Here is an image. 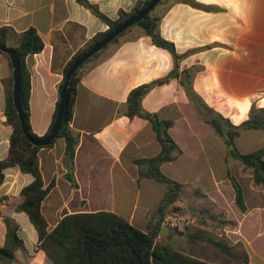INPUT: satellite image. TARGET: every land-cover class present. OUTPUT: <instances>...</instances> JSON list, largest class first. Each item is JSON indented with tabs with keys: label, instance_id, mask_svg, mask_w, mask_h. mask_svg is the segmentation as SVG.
<instances>
[{
	"label": "crops",
	"instance_id": "crops-1",
	"mask_svg": "<svg viewBox=\"0 0 264 264\" xmlns=\"http://www.w3.org/2000/svg\"><path fill=\"white\" fill-rule=\"evenodd\" d=\"M87 1L107 18L115 19L118 11L131 10L137 0ZM194 1L201 6L171 0L159 22V33L173 43L177 59L134 26L83 68L70 122L79 132L73 168L76 186L66 178L61 138L38 151L44 185L55 180L41 204L48 230L66 214L97 211L116 213L145 230L147 215L160 201L165 187L150 178H138V167L131 159L153 156L161 146L147 119L125 115V102L132 88L173 70L179 76L153 86L141 101L146 111L173 122L168 131L182 151L174 160L162 163L160 169L185 185V190H195L198 182H207L202 187L205 194L216 189L221 194H233L228 178H222L217 170L221 149L209 138L216 132L199 117L193 96L179 78L188 71L194 94L234 125L247 118L252 103L264 106V0ZM3 26L17 33L33 27L43 41V49L26 58L31 85L29 123L31 130L42 136L51 123L65 63L108 25L80 0H0ZM10 81L12 84L10 60L0 53V159L7 156L12 132L4 112ZM204 138L211 151L208 159ZM202 160L209 163L208 171ZM3 173L0 246L5 241L4 219L9 218L23 239V248L15 252L12 264H46L33 224L24 212L15 209L21 189L33 177L18 166L7 167ZM159 190L162 193L157 196ZM261 211L264 214L260 206L247 207L232 231L235 237L231 240H242L246 245L248 264H264V225L256 231L253 225L255 216H264ZM168 232L162 228L163 235Z\"/></svg>",
	"mask_w": 264,
	"mask_h": 264
},
{
	"label": "trees",
	"instance_id": "trees-1",
	"mask_svg": "<svg viewBox=\"0 0 264 264\" xmlns=\"http://www.w3.org/2000/svg\"><path fill=\"white\" fill-rule=\"evenodd\" d=\"M149 1L137 0L131 10H120L115 19H109L87 0H80L84 6L101 18L108 25V28L93 35L67 60L62 69L63 75L80 54L103 39L116 26L143 9ZM173 1L188 3L192 6H201L194 0ZM170 2L171 0H160L155 8L147 13L143 19L127 28L109 44L116 43L122 35L132 27L137 26L151 37L153 44L167 49L173 58L177 59L179 56L173 43L162 38L159 33L160 19L169 7ZM10 41L12 42L11 44H9ZM0 43L15 50L20 68V99L26 128L32 138L42 139L48 134L54 122L59 103V92L64 77L58 86V99L51 123L45 134L38 136L31 130L29 123L28 100L31 85L26 58L31 54L40 52L43 49V41L33 27L17 33L12 28L3 26L0 27ZM103 49L88 58L71 75L59 130L50 144L44 146H52L59 138L63 140V160L67 167L66 178L74 187L76 183L73 168L76 147L79 142V132L70 127V122L74 112L77 85L83 68ZM0 53H3L9 59L6 53L1 51ZM183 75V78H179L180 83L186 92L191 97L193 96V103L199 117L208 123L222 138L226 147L227 159L237 160L242 164L243 168L250 169L253 184L261 186L264 192V145L244 152L240 151L236 145V139L242 130L264 131V106L261 107L252 103L248 110L247 118L238 125H234L228 118L209 108L197 94H194L191 82L188 79V71H185ZM172 76L177 77L179 73L173 70L165 77L132 88L125 102V115L147 119L161 146L159 152L153 156L131 159V162L138 167V178L147 177L163 184L165 187V192L160 201L147 215L145 230L137 228L123 216L108 211L66 214L62 216L51 230L47 229V222L42 214L41 204L47 193L55 185V180L52 179L47 185L43 183L38 159V151L42 147L32 144L24 137L12 102V84L10 81L6 90L4 112L7 123L12 127V132L9 138L7 156L4 159H0V184L4 178L3 170L10 166H18L21 172L29 173L33 177L32 181L21 189V200L15 209L27 215L37 232L38 248L45 253L47 259L53 264H217L205 260L202 256L182 251L168 242L156 240L158 235L162 234V219L169 211L176 208L174 205L180 203L182 191L185 190V185L164 174L160 166L164 162L177 158L182 151L168 131L173 122L169 119L159 118L156 113L146 111L142 107L141 101L153 86L165 82ZM226 176L234 192V202L240 212L244 213L247 210V204L243 187L232 174L230 167H227ZM4 222L6 232L4 244L0 246V263L12 264L15 260V252L23 248V239L19 234L18 226L11 219L5 218ZM233 224L231 223V226H234ZM201 233L203 235H200ZM188 238L192 241L195 238H202L221 253L236 259L239 264H248L247 252L238 253L236 251L237 245L230 243L228 240L222 241L199 230L188 235Z\"/></svg>",
	"mask_w": 264,
	"mask_h": 264
},
{
	"label": "rangeland",
	"instance_id": "rangeland-1",
	"mask_svg": "<svg viewBox=\"0 0 264 264\" xmlns=\"http://www.w3.org/2000/svg\"><path fill=\"white\" fill-rule=\"evenodd\" d=\"M209 138H212L214 142L216 141V147L221 149L219 155L220 167H217V170H220L219 174L222 175V178L227 177V167H230L232 174L243 187L247 207L260 206L264 208V192L261 186L253 184L251 170L243 168L242 164L237 160L231 158L227 159L223 140L221 139L222 144H220V141L217 140L218 135L216 133L210 134ZM202 143L206 145L205 152L208 159V155L211 151L207 149L208 146L205 143V138L202 140ZM236 145L242 152L264 145V131L242 130L236 139ZM202 161L204 162V160ZM203 168L208 171L209 163L204 162ZM166 170L165 172H167ZM203 185H207V182H198L195 190L186 189L182 191L180 203L174 205L176 208L169 211L167 215H170L172 212H178L184 217V222L179 223L175 228H169V236L160 234L156 240L173 244L182 251L202 256L205 260L213 263L239 264L236 259L221 253L202 238H195L194 241L188 238V235L199 230L214 238L221 239L222 241L228 240L230 243L237 245L236 251L238 253H242L243 251L247 252L246 245L242 240H236L235 242L231 240L232 237H235L232 231H234L236 219L241 216V212L234 202V192L233 194H227L226 192L221 194L220 191L216 189V191L205 194L202 192ZM227 185L231 186L229 180H227ZM126 186L128 187V184ZM158 187L162 186L158 185ZM231 190L233 191L232 187ZM161 193L162 190H159L157 196H160ZM262 215H264L263 212ZM256 217L257 216L254 217L253 223L255 231L256 228L259 229V225L260 228L264 225V216L260 218ZM231 223H234V226H231ZM200 235H203V233ZM46 264L53 263L47 259Z\"/></svg>",
	"mask_w": 264,
	"mask_h": 264
},
{
	"label": "water",
	"instance_id": "water-1",
	"mask_svg": "<svg viewBox=\"0 0 264 264\" xmlns=\"http://www.w3.org/2000/svg\"><path fill=\"white\" fill-rule=\"evenodd\" d=\"M160 0H150L148 4L126 19L124 22L116 26L111 32H109L103 39L92 45L90 48H88L86 51H84L82 54H80L66 69L63 77L64 81L62 83L60 92H59V103L56 110V115L54 122L50 128V131L48 134L43 137L42 139H34L32 138L26 128L25 124V118L23 114V109L21 105V99H20V68H19V62L17 55L15 53V50L5 44L0 43V51L4 52L8 55L10 64H11V72H12V102L14 105V108L17 112L19 121H20V128L24 134V137L31 142L34 145L37 146H47L50 144V142L55 138L57 135V132L59 130L62 115L64 111V105H65V98H66V91L69 83V79L73 72L81 66L88 58H90L92 55H94L96 52L103 49L105 46H107L114 38H116L118 35H120L123 31H125L127 28L133 26L138 21L143 19V17L149 13L151 10L155 8V6L158 4Z\"/></svg>",
	"mask_w": 264,
	"mask_h": 264
},
{
	"label": "built area",
	"instance_id": "built-area-1",
	"mask_svg": "<svg viewBox=\"0 0 264 264\" xmlns=\"http://www.w3.org/2000/svg\"><path fill=\"white\" fill-rule=\"evenodd\" d=\"M181 222H184V217L178 212H172L162 219L161 227L166 229L175 228Z\"/></svg>",
	"mask_w": 264,
	"mask_h": 264
}]
</instances>
